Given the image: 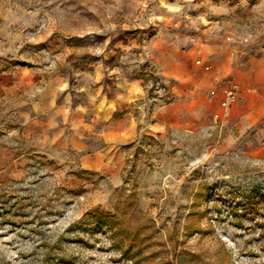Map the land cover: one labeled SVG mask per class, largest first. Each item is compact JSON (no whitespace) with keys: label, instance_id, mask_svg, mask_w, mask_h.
<instances>
[{"label":"rangeland","instance_id":"1","mask_svg":"<svg viewBox=\"0 0 264 264\" xmlns=\"http://www.w3.org/2000/svg\"><path fill=\"white\" fill-rule=\"evenodd\" d=\"M204 31L264 48V0H0V264H264V156L247 141L95 140L87 166L29 125L52 79L78 99L98 71L139 76L153 101L152 44Z\"/></svg>","mask_w":264,"mask_h":264},{"label":"crops","instance_id":"2","mask_svg":"<svg viewBox=\"0 0 264 264\" xmlns=\"http://www.w3.org/2000/svg\"><path fill=\"white\" fill-rule=\"evenodd\" d=\"M147 60L170 100H150L139 76H115L110 87L98 71L95 83L86 85L78 99L71 89L62 88L63 81L52 79L47 90L33 98L34 110L47 116H36L29 124L38 142L70 148L82 163L93 166L101 153L92 141L108 140L118 148L136 143L141 135L165 138L173 129L181 135L204 131L222 137L226 145L247 141L244 150L264 156V48H258V39L238 42L204 31L197 37L153 43ZM228 87L235 90L234 101L224 93ZM89 114L94 124L86 122ZM114 115L118 118L109 122Z\"/></svg>","mask_w":264,"mask_h":264},{"label":"built area","instance_id":"3","mask_svg":"<svg viewBox=\"0 0 264 264\" xmlns=\"http://www.w3.org/2000/svg\"><path fill=\"white\" fill-rule=\"evenodd\" d=\"M196 63H200V61L199 60H197L196 61ZM209 67L208 66H205V69H208ZM149 84H150V88H151V91L153 92V95L155 96V97H160L161 99L163 98L162 97V92L165 90L164 89V87L162 86V84L160 83V81L158 80V79H156V78H152V79H150L149 80ZM224 93H225V95H226V97H227V99L229 100V101H234L235 99H236V93H235V90L233 89V88H230V87H228V88H225L224 89ZM154 96L152 97L153 98V101L154 100H156L155 98H154ZM167 99V100H166ZM163 100H165V101H168L169 100V97L167 98H165V99H163Z\"/></svg>","mask_w":264,"mask_h":264}]
</instances>
